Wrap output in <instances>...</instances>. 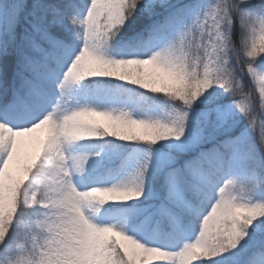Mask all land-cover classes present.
<instances>
[{"label": "snow or ice", "instance_id": "obj_1", "mask_svg": "<svg viewBox=\"0 0 264 264\" xmlns=\"http://www.w3.org/2000/svg\"><path fill=\"white\" fill-rule=\"evenodd\" d=\"M0 264H264V0H0Z\"/></svg>", "mask_w": 264, "mask_h": 264}, {"label": "trees", "instance_id": "obj_2", "mask_svg": "<svg viewBox=\"0 0 264 264\" xmlns=\"http://www.w3.org/2000/svg\"><path fill=\"white\" fill-rule=\"evenodd\" d=\"M257 95H258V92H257Z\"/></svg>", "mask_w": 264, "mask_h": 264}]
</instances>
